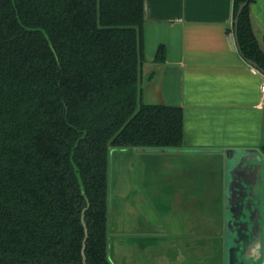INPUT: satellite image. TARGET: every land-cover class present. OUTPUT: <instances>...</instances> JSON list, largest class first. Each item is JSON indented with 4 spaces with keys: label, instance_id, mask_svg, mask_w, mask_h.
Masks as SVG:
<instances>
[{
    "label": "trees",
    "instance_id": "16d2710c",
    "mask_svg": "<svg viewBox=\"0 0 264 264\" xmlns=\"http://www.w3.org/2000/svg\"><path fill=\"white\" fill-rule=\"evenodd\" d=\"M142 24L143 0H0V264H112L110 148L183 142L181 107L139 99Z\"/></svg>",
    "mask_w": 264,
    "mask_h": 264
},
{
    "label": "crops",
    "instance_id": "0c3cea01",
    "mask_svg": "<svg viewBox=\"0 0 264 264\" xmlns=\"http://www.w3.org/2000/svg\"><path fill=\"white\" fill-rule=\"evenodd\" d=\"M233 1L143 0L139 99L181 107L183 142L176 151L165 152H175L168 158L186 163L188 183L182 190L188 196L200 193L191 182L196 160L205 163L215 157L220 168L207 164L202 169L211 175L217 170L223 173L227 148H256L264 156V93L260 89L264 74L236 47ZM249 15L252 31L263 47L264 0H252ZM225 179L220 176L223 198ZM200 190L211 195L207 183L206 190ZM220 202L181 206L191 235L184 252L157 251L150 246L154 241L146 237L137 238L135 252L131 244L135 238H130L122 243L123 264H223L225 207ZM108 243L111 249L121 241L114 238Z\"/></svg>",
    "mask_w": 264,
    "mask_h": 264
},
{
    "label": "rangeland",
    "instance_id": "374dc122",
    "mask_svg": "<svg viewBox=\"0 0 264 264\" xmlns=\"http://www.w3.org/2000/svg\"><path fill=\"white\" fill-rule=\"evenodd\" d=\"M175 152L159 150L142 151L137 148L112 147L109 150L108 182V240H126L135 238L131 243L137 251V238L154 241L152 248L164 253H174L176 249L185 251V241L191 238L186 226V212L183 206L215 204L224 202L220 194V176L223 173L206 174L203 167L220 168L214 159L195 161V174L191 181L200 191L199 195H186L187 165L183 160L171 157ZM190 182V181H189ZM206 183L211 195H203ZM198 185V187H197ZM175 191L177 192L176 194ZM182 206V207H181ZM181 207V208H179ZM124 223V224H123ZM188 231V233H187ZM195 239L204 241L201 236ZM125 240V241H124ZM129 242V241H127ZM108 247V256L114 264H123V244ZM115 245V244H114ZM132 248V247H131ZM145 248V246H144Z\"/></svg>",
    "mask_w": 264,
    "mask_h": 264
},
{
    "label": "water",
    "instance_id": "95a60500",
    "mask_svg": "<svg viewBox=\"0 0 264 264\" xmlns=\"http://www.w3.org/2000/svg\"><path fill=\"white\" fill-rule=\"evenodd\" d=\"M247 1L239 3L233 19V38L239 53L237 22ZM244 59L264 74V69L254 60ZM137 149L176 151L178 147ZM225 157L223 264H263L264 156L256 148H227Z\"/></svg>",
    "mask_w": 264,
    "mask_h": 264
},
{
    "label": "built area",
    "instance_id": "2783aa9c",
    "mask_svg": "<svg viewBox=\"0 0 264 264\" xmlns=\"http://www.w3.org/2000/svg\"><path fill=\"white\" fill-rule=\"evenodd\" d=\"M260 89L264 93V80L261 82ZM261 103H264V95L262 96Z\"/></svg>",
    "mask_w": 264,
    "mask_h": 264
}]
</instances>
